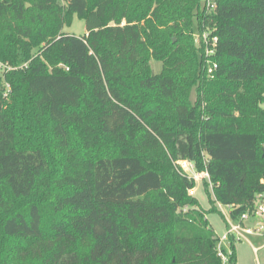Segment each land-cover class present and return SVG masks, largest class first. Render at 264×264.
Returning a JSON list of instances; mask_svg holds the SVG:
<instances>
[{
  "label": "trees",
  "instance_id": "obj_1",
  "mask_svg": "<svg viewBox=\"0 0 264 264\" xmlns=\"http://www.w3.org/2000/svg\"><path fill=\"white\" fill-rule=\"evenodd\" d=\"M214 1L0 0V264H223L207 214L264 192V0ZM71 134L113 149L73 156Z\"/></svg>",
  "mask_w": 264,
  "mask_h": 264
},
{
  "label": "built area",
  "instance_id": "obj_2",
  "mask_svg": "<svg viewBox=\"0 0 264 264\" xmlns=\"http://www.w3.org/2000/svg\"><path fill=\"white\" fill-rule=\"evenodd\" d=\"M202 6L206 11H212L216 7L214 0H201ZM196 45L202 48L205 57V63L207 66V74L212 75L217 68V64L210 61V57H213L216 53L217 38L215 36L210 37L207 32H202L201 35L195 37ZM11 68L4 63L0 62V72L9 71ZM178 170L184 174L188 179L193 181L208 179L206 172L198 173L195 170V166L192 162L187 160H178L176 162ZM188 194L193 196L195 194V188L189 189ZM221 208V205H219ZM228 211L230 210L226 207ZM221 215L227 224L225 234L219 238L218 249L219 256L221 257L223 264L227 261L226 257L220 251L221 246H229V238L231 237L234 242H249L248 237H259L262 239L261 247H264V192L256 194L254 207L243 214H241L236 220H232L230 215L227 216L220 210ZM229 214V212H228ZM260 247V248H261ZM256 249V248H255Z\"/></svg>",
  "mask_w": 264,
  "mask_h": 264
},
{
  "label": "rangeland",
  "instance_id": "obj_3",
  "mask_svg": "<svg viewBox=\"0 0 264 264\" xmlns=\"http://www.w3.org/2000/svg\"><path fill=\"white\" fill-rule=\"evenodd\" d=\"M201 5H202V1H201ZM208 22L211 23V21H208ZM194 28H196V27H194ZM205 30L208 32L209 28L206 27ZM62 32L69 34V35H74L75 37H82L86 33L85 22L83 19L79 18L77 15H74L72 18L71 25L65 26L63 28ZM196 35H197V31L194 30L193 37L195 38ZM197 47L199 48V46H197ZM149 65L155 74L160 72V70H161V63L160 62L155 61L154 59L151 58L149 60ZM9 67L11 68V66H9ZM23 67H25V66H22V67L19 66V67H16L15 69L20 70ZM58 67H60V65H58ZM6 89H7V85H6ZM7 91H8V89H7ZM149 95H150V97L153 96V94H149ZM195 98H196V94H195L194 89H192L191 94H190V102L194 103ZM69 144H70L71 154L73 156L76 155L77 157L81 153L84 154L85 157H90V156L96 157L101 153H104L106 155H110V152L113 149L112 145H110V144L90 145L86 149L80 148V145L78 144V139H77L75 134L70 135ZM57 152H58L56 154L57 157L60 155H67L68 154V150L65 151V150L59 149ZM173 166H174V169L176 170V172H180L178 170L176 162H173ZM194 183H195V185H194V188H195L194 197L197 198L198 201H200L201 206H203L204 208H208L209 204L207 203L206 197L204 196L203 191H202V180H196V181H194ZM54 196H55V194L50 192L48 197H46V200L43 202L44 205H47L50 202L54 203V201L56 200V198ZM216 207L218 209V212L209 213V214H207L206 218L208 219L210 225L213 227L215 233L219 237H222L226 232V226H225V222H224V217H222V215L220 214V210H223V212L227 216L226 218H228L229 214H228V209L225 206H221V208H219L218 204H216ZM249 238H250V243L254 247H257L260 244V242H262V239L259 237H256V238H259L260 240H257V239H255V237H252V236ZM235 245H236V252H237V250L238 251L241 250V253L244 256V259H246L248 262L249 261L254 262V260H253L254 256H253V258H252V256H250V253L252 252V250L248 245H246L244 242H242V243L236 242ZM242 245H245L244 249L241 248ZM258 258L260 261L264 258V248L258 252Z\"/></svg>",
  "mask_w": 264,
  "mask_h": 264
},
{
  "label": "crops",
  "instance_id": "obj_4",
  "mask_svg": "<svg viewBox=\"0 0 264 264\" xmlns=\"http://www.w3.org/2000/svg\"><path fill=\"white\" fill-rule=\"evenodd\" d=\"M229 212V211H228ZM225 221V220H224ZM253 237V236H252ZM255 239H257V240H260L259 238H256L255 237ZM248 241L249 242H245V241H242V242H244L246 245H248L250 248H251V250H252V252L250 253V256H252V258H253V256H254V258H253V260H254V262L253 261H247L246 259H244V256L242 255V253H241V250L240 251H238L237 250V252H236V245H235V255H236V262H237V264H264V258L260 261L259 260V258H258V252L261 250V249H263L264 247H261V245H262V242H260V244L257 246V247H254V246H252V244L250 243V238L248 237ZM241 242V243H242ZM244 246L245 245H242V249H244ZM261 247V248H260ZM256 248V249H255Z\"/></svg>",
  "mask_w": 264,
  "mask_h": 264
}]
</instances>
